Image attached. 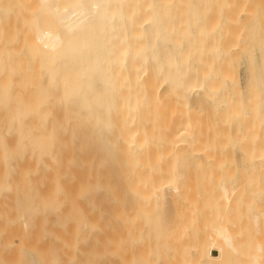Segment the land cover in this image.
I'll list each match as a JSON object with an SVG mask.
<instances>
[{
    "label": "bare ground",
    "instance_id": "bare-ground-1",
    "mask_svg": "<svg viewBox=\"0 0 264 264\" xmlns=\"http://www.w3.org/2000/svg\"><path fill=\"white\" fill-rule=\"evenodd\" d=\"M215 1L0 0V264H264V138L222 152L264 56Z\"/></svg>",
    "mask_w": 264,
    "mask_h": 264
},
{
    "label": "rangeland",
    "instance_id": "rangeland-1",
    "mask_svg": "<svg viewBox=\"0 0 264 264\" xmlns=\"http://www.w3.org/2000/svg\"><path fill=\"white\" fill-rule=\"evenodd\" d=\"M216 1H218V0H216ZM216 1L213 4L214 8L211 7L212 5L210 6V8H212L213 10L209 9V7H208L206 15L208 17L214 16V18H215V16H217V19H218L219 18L217 15L218 12H217V14L215 13L216 10L219 11L218 7L215 4ZM228 1H231V0H228ZM231 3L232 4L234 3L235 7L232 4H228L227 7L230 5L229 7H231V8L234 7L233 9L230 8L231 9L230 10L227 7H225V8H227V10H230L231 13L233 11H234L233 13H235V10L238 9L236 11V13L234 14V16H232V18H231V16L229 15L230 11L226 12V9L224 12L228 13V15H229V17L227 16L228 19L229 18H230V20L235 19L236 22L232 21L231 23H233V22L234 23L232 25L229 24L227 26L228 23L225 25L223 23H226V21L225 22L222 21L223 23L220 22L221 25L219 24L220 27L223 24V26L221 27L222 29L220 30L219 26H218V22H216V20H215V26H216V28L218 27V29H219L218 33L220 31H222V33L226 32L225 28L227 26V28H228V31L226 32L227 34L224 33L226 35L223 34V36H221L222 33L220 32L219 36H218L219 41L222 43L224 42L222 46H224V48H226L227 55H229V59L231 60V61L230 60H228V61L231 62L232 66L233 65L236 66L235 68L233 66L231 68V70H234V72H237L240 74V76H242V74L244 72V65H245L244 62H245V58H246V52H245L246 47L245 46H247L249 44L248 46H250L251 49H253V54L256 57V62L258 64L260 63L261 58L264 56V0H234V1L232 0ZM217 4H219V3H217ZM215 6L217 8H215ZM214 9H215V11H214ZM208 10H210V11H208ZM210 12L211 13L213 12L214 14L212 13L213 15H211ZM236 14H239V15H236ZM221 15L222 16L224 15L223 17L226 18L225 14L221 13ZM245 15H247V16H245ZM236 16H238V17L234 18ZM210 18L211 17H209V20H210ZM214 18H213V22H214ZM219 20H217V21H219ZM215 26H213V27H215ZM225 42H227V45ZM228 42L230 43L229 48H228ZM234 55L236 57H234ZM231 57H232V59H231ZM234 58H236L237 60H235ZM233 60L235 61V64H234ZM235 69H236V71H235ZM263 111H264V109H262L261 112H263ZM236 124H235L236 125L235 128L231 129V131H230L231 133L228 134L227 138H224L222 140V152H224V155L228 159H231L234 162L235 167L239 168L241 160L243 158V156H242L243 151H242L241 146L248 144L249 143V137L251 136V134L249 135L246 133V130L250 129L253 126H257V131H256V134L254 136L256 137V140H257L256 142L260 143L261 138H264V121H259L255 125V124L251 123L250 121H247L246 118H242V121H240ZM257 149H259V147H256V150ZM254 158H255L254 159L255 161L259 159V158H257V156H254Z\"/></svg>",
    "mask_w": 264,
    "mask_h": 264
}]
</instances>
